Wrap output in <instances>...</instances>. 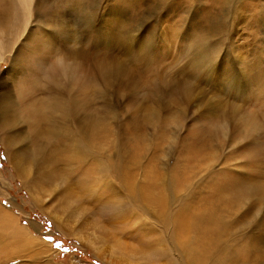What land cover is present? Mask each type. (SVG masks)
I'll list each match as a JSON object with an SVG mask.
<instances>
[{"label": "rangeland", "instance_id": "1", "mask_svg": "<svg viewBox=\"0 0 264 264\" xmlns=\"http://www.w3.org/2000/svg\"><path fill=\"white\" fill-rule=\"evenodd\" d=\"M39 1L37 17L44 23L37 28L53 32L55 24L44 12L59 0ZM125 1L85 0L80 14L90 18L79 25L83 40L52 37L62 52L81 49L76 59L95 84L77 92L94 102L98 123L93 136L98 159L87 158V170L110 186H93L86 170L64 159L40 158V142L33 144L27 128L17 145L27 161L20 173L12 162L19 153L4 142L0 126V264H201L200 243L188 236V228L177 227L193 209L225 217L231 230L226 241L230 235L231 247L238 246L240 257L245 248L254 264L252 237L264 235V0ZM196 20L206 33L201 50V41L191 48L188 43ZM114 21L125 22V29L138 27L132 41H110V48L97 38ZM141 37L148 50L137 47ZM127 48L130 58L123 55ZM90 54L121 60L96 68ZM191 58L198 64L203 58L205 65L196 72ZM11 60L9 51L0 56V78ZM32 94L41 96L37 90ZM17 101L22 127L25 104L20 95ZM135 185L143 191L154 185L167 210L144 205L130 190ZM139 238L141 248L155 256L130 254ZM233 253L225 264H234Z\"/></svg>", "mask_w": 264, "mask_h": 264}, {"label": "bare ground", "instance_id": "2", "mask_svg": "<svg viewBox=\"0 0 264 264\" xmlns=\"http://www.w3.org/2000/svg\"><path fill=\"white\" fill-rule=\"evenodd\" d=\"M84 2L85 0H59L60 5H54L53 3L49 2V5H51L49 8L51 9H45L44 13L49 15L48 20L50 22H54L56 27L54 31L52 30L53 32H50L48 30H40L37 28L38 23H44V21H40L37 17V11H40V8L43 6L39 0H0V31L6 28V33L4 35H0V56L2 57L6 51L12 53V62L9 64L10 67H8L7 70L3 72V75L0 78V126L3 130L5 129L3 139L4 142L11 148V150L19 153L17 155V153L14 152L16 154L14 157H12V162L20 173L23 174L27 170V161L23 157V153L17 145L20 141L21 133H27L25 130V128H27L33 136V144L40 142V145L37 146V154L40 155V158L49 156L54 159H64V162L67 164L74 163L78 170L83 169V172L86 170V174L84 175L89 174V177L93 178V186H95V183H98L100 188H102L106 185H110L103 181L100 177L91 175L89 170H87L90 167L87 165L86 161V159L89 157H92L94 160L98 159L97 154L99 152V144L93 140V136L97 132L98 125L95 105L94 102H89L87 97L84 96L80 98V96L77 94V92L80 93L81 91H85V89H88L95 84L89 83L86 80L85 65L82 61L76 59V57L81 55V49L71 47L72 49H70L68 52H62V48H58L53 41L54 35L56 36V42L57 39L61 40L58 37H68L70 38L69 42L74 43L80 42L81 39L83 40L85 32H79V29L81 28H79V25L86 23L87 19L90 18L89 17L86 19L85 16L80 14L81 8L84 7ZM124 3H126L125 0H120V5ZM15 6L18 12L14 11ZM33 12H35L36 17H34ZM170 13L171 12L169 11V14ZM46 18L47 17H45V19ZM68 18L73 19L72 23L71 20L68 21ZM193 19L194 18H192V20ZM7 21L9 25H7ZM196 21H193L192 23L194 29H191V33H187L190 37L188 42L190 43V48L196 41H201V45L204 43V40H206V33H203L204 30L201 28L202 23ZM114 22L116 24L113 22L110 24L114 27L112 30L109 32L99 31L100 33L97 31L99 37H96L97 39L100 38L99 40L107 42L110 48L114 46H112L111 42H113V44L121 45L124 44L128 39L132 41V36L134 34L133 30L138 27L137 25H133L132 30L128 28L125 29L127 25L124 21V24L121 23L122 26H118L117 21ZM45 24L47 27V23ZM69 24L74 25L73 27H75V29H70L68 27ZM215 26L214 28H216ZM121 30L122 33H119ZM96 33L95 35H98ZM143 33H145L143 36L148 39V30L144 29ZM146 39L142 37L138 38L137 47H139L140 50H148ZM63 41L66 40L63 39ZM125 47H127V45ZM200 47L203 48V45L199 46V50H201ZM207 47L208 46H206V48ZM70 55L71 58L68 59ZM123 55L130 58L132 53L129 51V48H127ZM160 55L161 53L159 56ZM195 59L196 58L193 60L191 58V61L189 60V63L192 64L191 67L194 66L195 70L197 69V66L205 65V59L200 58V62L198 61L199 64L195 61ZM120 60L121 59H118L117 57L115 58L113 55L106 58L103 56L98 57V55L94 56L93 54L88 56V61L94 62L96 68L101 67L103 63H112ZM192 70H194V68ZM22 79L24 82L21 84L20 82ZM97 80L94 78L92 79L93 82ZM32 90H37L41 93V96L35 98L32 94ZM19 95L22 96L23 102L25 104L22 113L24 115L23 120L26 122V125L22 127H18L19 123H21L17 101V97ZM24 145L28 146V143H25ZM47 145L48 148L46 153L45 147ZM11 153L13 154V151H11ZM12 154H10V156ZM21 159L23 160L22 163ZM69 170V168L65 170V176L69 175V173H67ZM155 189L156 188L153 185L152 187H149V191H143L140 187L135 185V187H131L130 190L135 195H137L138 199L144 205L145 203L151 204V206L154 204H159L160 209L163 211L167 210V208H165L163 205V201L165 200L160 198L162 197L159 196L161 195L160 193H154ZM182 207L184 206L182 205ZM199 212L197 209H193L191 214H188L189 216H185L182 220H180V224H178L177 227L181 229L188 228L190 231L188 236H195L196 238L194 242L200 243L199 251L197 250V258L201 264H206V261H208V264L209 262L210 264H225L227 260L231 259L232 257V255H229L230 252H234V257H236L232 263L250 264L249 262L251 261V255H248L242 244L241 247L244 248V250L240 252L242 254V257H240L238 255L239 251L236 250V247L238 246L234 245L235 247H231V242L233 239L230 237V235L226 241V236L228 235L227 231L229 233L231 231L228 230L229 222L226 220V218L220 216V214L217 215L207 210H204L203 213ZM16 227V225H12L13 230L18 232L21 231L20 227ZM143 233L144 232L142 231V233L138 234ZM130 234H132V232ZM196 234H198V236H196ZM141 238L134 240L135 246H131L130 254H139L141 257L145 256V258L155 256L154 252L141 248ZM185 243V240L182 241L181 247H185ZM251 243L254 251L252 255L256 253V256L252 258L253 263L264 264V235L257 236L254 234ZM122 244L123 245H120L125 247V244ZM253 244H257V248H255ZM133 251L135 254H133ZM257 251L261 254V256H259ZM225 257H227V260H225Z\"/></svg>", "mask_w": 264, "mask_h": 264}, {"label": "snow or ice", "instance_id": "3", "mask_svg": "<svg viewBox=\"0 0 264 264\" xmlns=\"http://www.w3.org/2000/svg\"><path fill=\"white\" fill-rule=\"evenodd\" d=\"M7 69H5V71H6ZM37 230H39V229H37ZM45 239H51V237H49V236H45ZM57 247H59V245H57Z\"/></svg>", "mask_w": 264, "mask_h": 264}]
</instances>
